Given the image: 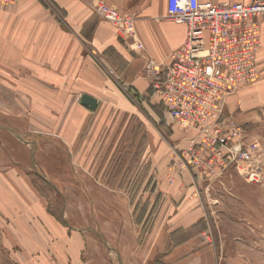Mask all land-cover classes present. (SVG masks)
Returning <instances> with one entry per match:
<instances>
[{
	"label": "crops",
	"instance_id": "0c3cea01",
	"mask_svg": "<svg viewBox=\"0 0 264 264\" xmlns=\"http://www.w3.org/2000/svg\"><path fill=\"white\" fill-rule=\"evenodd\" d=\"M100 2L135 17L134 39L122 40L97 15L95 6ZM166 5L167 0H27L16 6L0 5V114L13 122L5 127L19 132L16 124H25L30 135L59 137L73 168H91L98 162L97 142L110 132L111 122L134 116L127 106L134 109L136 103L149 109L159 104L144 76L145 64L150 60L168 65L186 33L185 26L167 20ZM257 65L259 79L227 101V113L238 125L264 126V22ZM82 95L97 100L95 111L80 105ZM112 106L123 112H112ZM145 116L146 127L138 140L141 151H151L157 159L155 185L147 195L156 197L158 203L149 208L142 223L118 226L116 248L121 262L214 264L209 242H202L210 219L201 194V177L194 170L175 176L170 155L186 149L196 135L170 124L167 116L168 136L163 126L151 133L149 115ZM152 116L153 120L159 118L157 113ZM34 216L57 239L45 244L31 241L29 264H101V256L83 259L85 245L87 250L97 251L85 231L75 229L83 244L67 242L63 240L67 235L51 216L43 212ZM108 263L114 264L111 257Z\"/></svg>",
	"mask_w": 264,
	"mask_h": 264
},
{
	"label": "rangeland",
	"instance_id": "374dc122",
	"mask_svg": "<svg viewBox=\"0 0 264 264\" xmlns=\"http://www.w3.org/2000/svg\"><path fill=\"white\" fill-rule=\"evenodd\" d=\"M162 105L159 101L149 109L136 103L134 109L127 106V112L133 111L134 116L111 122L107 128H111L110 132H104L105 136L97 142L98 162L85 169L73 168L62 151L59 137L30 135L26 132L29 128L18 123L16 133L22 140L0 130V264H29L31 241L45 244L47 240L57 239L37 224L35 212L38 216L39 212L51 216L67 235L63 236L67 242H81L75 229L100 233L120 258L116 248L118 226L142 223L149 208L154 209L158 203L156 197L149 199L147 195L148 189L155 185L157 159L153 152L141 151L138 137L146 127L145 114L150 118L151 133L159 126L167 130L168 136L171 126ZM111 111L123 112L116 106ZM152 113H157L159 118L153 120ZM2 116L0 127L13 123ZM255 134L264 141V126L257 127ZM170 155L177 160L173 151ZM32 164L57 191L34 173ZM199 176L210 219L202 242H209L214 264H264V184L247 183L233 170L218 179L200 173ZM84 234L97 251L91 252L85 245L83 259L95 260L101 256V264H109L111 257L114 264H119L115 254L108 252L97 236L90 231Z\"/></svg>",
	"mask_w": 264,
	"mask_h": 264
},
{
	"label": "built area",
	"instance_id": "2783aa9c",
	"mask_svg": "<svg viewBox=\"0 0 264 264\" xmlns=\"http://www.w3.org/2000/svg\"><path fill=\"white\" fill-rule=\"evenodd\" d=\"M25 1L0 0V5ZM95 12L122 40L135 38L134 16L102 2ZM166 12L167 20L185 26L184 42L168 65L147 61L144 76L170 122L196 135L175 153V176L192 169L218 179L233 170L247 183L264 184V141L256 136L257 127L238 125L227 113L228 98L259 79L264 0H167ZM136 46L143 47L140 42Z\"/></svg>",
	"mask_w": 264,
	"mask_h": 264
},
{
	"label": "water",
	"instance_id": "95a60500",
	"mask_svg": "<svg viewBox=\"0 0 264 264\" xmlns=\"http://www.w3.org/2000/svg\"><path fill=\"white\" fill-rule=\"evenodd\" d=\"M80 105L81 106H83V107H85V108H87L88 110H90V111H95L96 110V107H97V100L95 99V98H93V97H90V96H88V95H82L81 97H80ZM0 130L1 131H5V132H7V133H9V134H11L12 136H14L16 139H18V140H22V137L19 135V134H17L13 129H11V128H7V127H0ZM32 168H33V170H34V173L41 179V180H43L45 183H47L51 188H53L54 190H56L55 189V187L50 183V182H48L45 178H44V176H42L39 172H37V171H35V166L32 164ZM57 191V190H56ZM62 214H63V212H62ZM70 228V227H69ZM81 231H90L91 233H93L95 236H97L98 238H99V240L102 242V244L104 245V247L106 248V250L108 251V252H112L113 254H115V256H116V258H117V260H118V263L119 264H122V262L120 261V258H119V255L117 254V252L112 248V247H110L109 246V244L102 238V236H101V234L100 233H98V232H96V231H93V230H89V229H83V230H81Z\"/></svg>",
	"mask_w": 264,
	"mask_h": 264
},
{
	"label": "trees",
	"instance_id": "16d2710c",
	"mask_svg": "<svg viewBox=\"0 0 264 264\" xmlns=\"http://www.w3.org/2000/svg\"><path fill=\"white\" fill-rule=\"evenodd\" d=\"M151 91V90H150ZM152 92V91H151ZM161 102V101H160ZM162 103V102H161ZM163 106V105H162ZM163 108H164V106H163ZM164 116H166V114H165V110H164ZM47 184V183H46ZM48 185V184H47Z\"/></svg>",
	"mask_w": 264,
	"mask_h": 264
}]
</instances>
